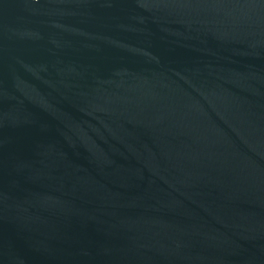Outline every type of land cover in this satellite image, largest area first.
I'll list each match as a JSON object with an SVG mask.
<instances>
[{
	"label": "water",
	"instance_id": "1",
	"mask_svg": "<svg viewBox=\"0 0 264 264\" xmlns=\"http://www.w3.org/2000/svg\"><path fill=\"white\" fill-rule=\"evenodd\" d=\"M0 264H264V0H0Z\"/></svg>",
	"mask_w": 264,
	"mask_h": 264
}]
</instances>
